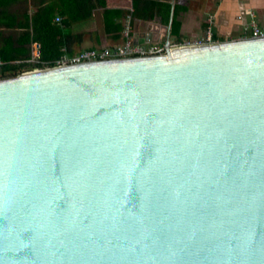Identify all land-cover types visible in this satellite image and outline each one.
I'll use <instances>...</instances> for the list:
<instances>
[{
  "label": "water",
  "instance_id": "1",
  "mask_svg": "<svg viewBox=\"0 0 264 264\" xmlns=\"http://www.w3.org/2000/svg\"><path fill=\"white\" fill-rule=\"evenodd\" d=\"M0 264H264V37L0 76Z\"/></svg>",
  "mask_w": 264,
  "mask_h": 264
},
{
  "label": "trees",
  "instance_id": "2",
  "mask_svg": "<svg viewBox=\"0 0 264 264\" xmlns=\"http://www.w3.org/2000/svg\"><path fill=\"white\" fill-rule=\"evenodd\" d=\"M3 3V1L1 2ZM171 5L161 0H132L131 10L108 6L106 0H52L38 6L26 21L19 23L23 31L19 34L0 36V76L9 77L20 72L44 66H52L63 53L74 54L81 51L84 40L83 32H73L72 25L91 18L96 9H101L103 28L111 39L122 37L124 29L120 19L130 15L131 19H152L155 15L168 21ZM185 7L178 3L174 6L171 23V36L176 41L182 40L181 21L178 15ZM61 16L60 22L54 17ZM1 34V32H0ZM215 40H224L213 32ZM39 44V57L31 59L32 43Z\"/></svg>",
  "mask_w": 264,
  "mask_h": 264
},
{
  "label": "crops",
  "instance_id": "3",
  "mask_svg": "<svg viewBox=\"0 0 264 264\" xmlns=\"http://www.w3.org/2000/svg\"><path fill=\"white\" fill-rule=\"evenodd\" d=\"M2 1L3 3H1ZM51 1L52 0H0V36L10 33L19 34L24 30L22 26H19V23H24L26 21V14L30 16L38 6ZM131 1L132 0H106V3L111 7L131 10ZM161 1L170 3V14L171 11L174 12V6L178 3V0ZM179 4L185 7L178 15L182 23L180 34L188 39L204 35L205 27L209 25L205 23V17L208 13L212 16L211 26L213 32L219 37L229 39L240 36L241 21L238 19L240 13L244 14L243 20H245L249 19L247 11L252 10L258 22V16L256 14L264 12V0H179ZM124 17L120 19L122 24ZM169 20L170 15L166 22L159 14L155 15L152 19L133 18L131 29L133 41L138 43L139 38H143V36L147 35L149 41L145 43L164 42L165 38H167L168 30L170 31L169 38L172 40L171 25L170 28H168ZM206 22L208 21L206 20ZM87 23L90 26L93 24V27H95L92 29L95 42L99 45L92 44L91 47L87 48L113 46L121 42L122 37L114 40L104 31L101 9H96L91 18L74 23L71 29L73 32L92 31L90 28H88L89 30L85 28Z\"/></svg>",
  "mask_w": 264,
  "mask_h": 264
},
{
  "label": "built area",
  "instance_id": "4",
  "mask_svg": "<svg viewBox=\"0 0 264 264\" xmlns=\"http://www.w3.org/2000/svg\"><path fill=\"white\" fill-rule=\"evenodd\" d=\"M249 19L243 20V13L238 15V19L241 21V29L243 35L241 37H264V28H262L255 18V13L252 10L247 11ZM131 16L127 15V25L124 26L122 31V41L114 44L113 46H106L101 48H85L74 54L63 53L55 60L54 65H63L69 63H76L82 61L114 58V57H127V56H145V55H157L164 54L167 47L176 48L180 46L188 45H201L205 43H212L219 40L213 39L212 30V16L208 18L209 25L206 27L204 35L193 39L183 40H170L168 46L164 42H150V43H136L133 41V36L130 30L129 22ZM55 22L61 21V16L56 15L54 17ZM31 59L37 60L39 57V44L32 43L31 46ZM3 61L0 59V66Z\"/></svg>",
  "mask_w": 264,
  "mask_h": 264
},
{
  "label": "rangeland",
  "instance_id": "5",
  "mask_svg": "<svg viewBox=\"0 0 264 264\" xmlns=\"http://www.w3.org/2000/svg\"><path fill=\"white\" fill-rule=\"evenodd\" d=\"M209 13L208 14H206V20L208 21V18H209ZM257 16H258V24L260 25V26H262V27H264V12H259V14H256ZM126 19H127V15L124 17V20H123V27L125 26V25H127V21H126ZM132 20L133 19H131L130 20V22H129V26H130V30L132 29ZM206 20H205V23L206 24H209L208 22H206ZM85 28L86 29H88V28H90V30H92V31H87V32H83L84 33V40H83V42H82V44H81V47L82 48H87V47H91V45L92 44H95V45H97V46H99L98 45V43H96L95 42V37H94V33H93V29L92 28H95V27H93V24H91V26L87 23V25L85 26ZM205 29H206V27H205ZM89 30V29H88ZM239 34H240V36L239 37H241V35H243V33H242V29L240 30V32H239ZM199 36V35H198ZM183 37V39H188V38H186V37H184V36H182ZM182 39V40H183ZM230 39V38H229ZM172 40H175V39H173L172 38ZM122 41V40H121Z\"/></svg>",
  "mask_w": 264,
  "mask_h": 264
}]
</instances>
